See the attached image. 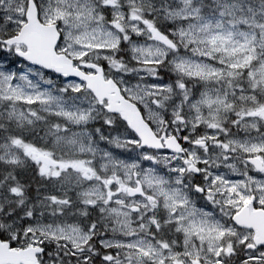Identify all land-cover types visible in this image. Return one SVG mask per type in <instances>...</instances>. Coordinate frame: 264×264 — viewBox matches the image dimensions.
Returning a JSON list of instances; mask_svg holds the SVG:
<instances>
[{
	"label": "snow or ice",
	"instance_id": "1",
	"mask_svg": "<svg viewBox=\"0 0 264 264\" xmlns=\"http://www.w3.org/2000/svg\"><path fill=\"white\" fill-rule=\"evenodd\" d=\"M0 264H264V0H0Z\"/></svg>",
	"mask_w": 264,
	"mask_h": 264
}]
</instances>
